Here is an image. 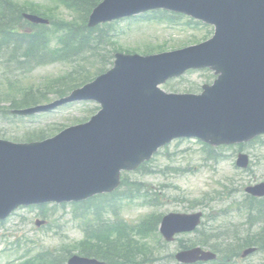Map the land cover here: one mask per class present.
Instances as JSON below:
<instances>
[{"label": "water", "instance_id": "95a60500", "mask_svg": "<svg viewBox=\"0 0 264 264\" xmlns=\"http://www.w3.org/2000/svg\"><path fill=\"white\" fill-rule=\"evenodd\" d=\"M155 9L183 13L215 26L197 47L153 57L116 55L115 69L69 98L21 114L48 111L73 100L94 99L103 110L90 123L43 143L0 142V219L23 205L80 201L112 192L120 172L137 168L176 137L211 144L248 141L264 134V0H105L89 22ZM34 21H38L32 18ZM219 75L200 96L163 95L157 86L189 69ZM240 160L241 166H246ZM264 195V186L250 190ZM201 215H170L162 223L168 240L193 231ZM199 251L182 253L183 262ZM70 264H97L73 258Z\"/></svg>", "mask_w": 264, "mask_h": 264}, {"label": "rangeland", "instance_id": "374dc122", "mask_svg": "<svg viewBox=\"0 0 264 264\" xmlns=\"http://www.w3.org/2000/svg\"><path fill=\"white\" fill-rule=\"evenodd\" d=\"M14 1L20 4H40L44 9L51 10L55 19L59 18L64 21L77 19V16H74L63 6L57 5L56 0ZM189 23L188 18H182L174 23L166 21L135 24L122 22L115 26L118 37L108 40L103 46L107 50L118 48L124 51H132L144 49L151 44L154 46L162 44L167 50H173L189 47L194 45L195 41L200 43L212 37L213 29L211 27L206 28L196 26L195 23ZM78 25L82 26L83 24L78 22ZM84 56H88V54ZM111 67L110 65L107 69ZM69 70L70 66L68 67L64 64L40 68L29 74L27 81L35 82L36 85L41 86ZM211 78V74L207 71L189 73L178 80L170 81L164 88L167 91H194V93H199L203 84L212 83L213 80ZM19 84H22V82ZM55 98L56 96L50 94L46 96L45 100H54ZM5 105L8 104L5 103ZM96 107L98 106L94 103H77L59 109L54 113L28 118L23 123L12 124L0 119V138L15 142H25L29 138L28 134L34 131V128L46 129L48 131L45 133L46 137H51L65 128L74 126L78 121L81 123L89 120L94 115L92 110H95ZM25 134L28 138L24 137ZM37 136H34V139L39 138ZM202 149L203 146L195 141L182 142L180 144L175 141L167 148L161 150L149 162L148 167L152 170L151 174L129 173V180L144 183L145 187L150 190V194H153V198H159L160 204L152 208L143 206L140 201H124L120 216L132 223L154 211L161 215L171 212L192 213L206 211L208 215L211 213V215L217 217V221L207 220L205 225L200 227L201 231L182 237L184 240H192V242L196 243L204 240V234L210 233V227H219L222 224L228 226L235 224L242 226L245 224L246 215L239 216L233 212L229 208L230 201L211 204L212 198H210L215 195L214 188L220 177L223 182L227 177L235 174L233 163L235 162L238 148L222 151L227 159L215 168L205 167ZM244 151L249 153L253 159L254 173L250 176H237V181L243 183L264 181V145L256 144L253 147L246 148ZM207 205H210V208L206 209ZM48 209L50 214H52L49 219V221H52V227L49 229L46 227H43L42 230L37 229L35 218L39 217L40 213L37 208L20 210L8 219L5 224H0V251L2 250L3 252L4 249L8 248L11 243L16 242L19 238H21V243H24L23 248H28L27 243H29L35 253L47 249L53 250L60 247L63 243H73L83 238L81 222L73 218L74 210L71 205H66L64 208L55 209L50 207ZM224 210H227L226 215L223 213ZM31 241L33 242L32 244ZM178 247L179 243L177 241L171 245L168 253H173ZM2 252H0V264H16L19 255L10 256L9 252ZM164 256L166 257L167 255L165 254ZM170 260H163L160 264H175L173 261L169 262ZM238 263L264 264V251L257 252L245 260L239 259Z\"/></svg>", "mask_w": 264, "mask_h": 264}, {"label": "trees", "instance_id": "16d2710c", "mask_svg": "<svg viewBox=\"0 0 264 264\" xmlns=\"http://www.w3.org/2000/svg\"><path fill=\"white\" fill-rule=\"evenodd\" d=\"M69 8L75 10L81 16V21L85 20L90 10L94 7V4L98 0H63ZM90 8V9H89ZM22 10L16 8L15 5L9 0H0V59L2 58V51L5 46H12V51L7 53L6 63L11 64V61H15L19 65L23 66L21 59L27 64L28 67L37 68L46 64L47 57V41L50 36L42 27L29 26L23 29L22 32L18 30L22 22L21 18ZM54 30L64 32L61 36L63 48L55 52H60L66 47V53L64 54L66 59H69L71 63H78V58L83 52L91 54L90 61L87 64L82 65L78 63L69 73L64 76L55 79L48 83L45 88L42 87H22L16 85L15 81L12 82V78L7 74H3L0 77V104L8 102L10 109L24 108L31 105H37L42 103L47 95H56L57 97H63L73 89L90 82L94 76L99 74L106 67L108 60L106 55L103 56V60H98L99 44L102 43L101 36L93 35L100 31L88 30L87 37L82 38L79 32L82 34V29L75 23H53ZM62 29V30H60ZM21 49L23 52L21 53ZM146 52H153L146 50ZM6 56V55H5ZM60 58L55 57L53 59ZM64 60V59H63ZM2 64V63H0ZM23 69V67H21ZM29 69L28 71H30ZM9 75L12 74L14 78H17L19 74L9 71ZM13 78V79H14ZM7 84L5 88L4 85ZM9 110H3V114L9 116ZM44 137V136H41ZM216 161L217 158L212 156ZM124 185H129L128 180H124ZM259 211L264 215V208L259 207ZM160 215H150V217L144 218L138 225L130 229L129 226L123 222H115L114 225H108L106 223H99L96 227L90 230L88 241L81 243L79 251L87 256L97 257L104 261L105 264H140L148 261L153 251L148 246L140 245L132 234H152L156 230L157 224L160 222ZM98 223V222H97ZM264 229V228H263ZM133 230L135 231L133 233ZM128 231L130 232L128 234ZM128 239V241H126ZM139 246H143L145 249H139ZM62 256V255H61ZM58 255H47V259L39 264H64V258Z\"/></svg>", "mask_w": 264, "mask_h": 264}]
</instances>
